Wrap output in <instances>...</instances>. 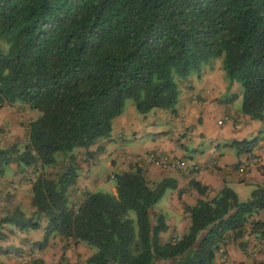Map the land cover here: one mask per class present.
<instances>
[{
  "label": "trees",
  "instance_id": "trees-1",
  "mask_svg": "<svg viewBox=\"0 0 264 264\" xmlns=\"http://www.w3.org/2000/svg\"><path fill=\"white\" fill-rule=\"evenodd\" d=\"M0 41V109L20 103L38 113L22 151L0 148V175L12 162L21 172L36 170L31 206L46 227L34 246L42 249L54 236L84 243L95 250L87 264H214L230 240L244 249L247 225L264 238V219L251 221L264 210V188L240 202L224 186L184 205L186 233L164 244L159 236L168 226L152 208L176 188L173 180L149 185L132 166L113 175L116 196L84 193L73 204L70 194L78 179L75 150L108 138L129 100L141 116L174 113L178 81L211 59H222L229 85H241V113L263 121L264 0H0ZM257 145L258 138L229 144L237 155ZM59 159L60 172L48 177L44 169ZM190 185L205 195V187ZM23 220L14 209L0 226ZM25 226L36 230L39 223L28 219Z\"/></svg>",
  "mask_w": 264,
  "mask_h": 264
},
{
  "label": "crops",
  "instance_id": "crops-1",
  "mask_svg": "<svg viewBox=\"0 0 264 264\" xmlns=\"http://www.w3.org/2000/svg\"><path fill=\"white\" fill-rule=\"evenodd\" d=\"M234 86V83L229 85L225 82L219 72H213L209 68L200 69L197 74L193 73L179 82V96L174 113L153 110L141 116L133 105L128 116L125 106L123 113L113 119L108 138L98 139L88 149L74 151L78 179L70 191L73 204L78 203L84 193L98 192L104 183L113 181L114 174L129 171L132 166L141 168L149 185L164 179L173 180L176 188L166 192L174 214L164 217L168 230L159 236L160 243L164 244L186 233L190 221L184 214V205L193 206L198 199H211L224 186L232 190L230 187L234 180L240 184L253 182L257 188H264V120L254 121L241 112L234 111V102H220L235 95ZM253 138H258V145L249 154L237 155L229 146L233 141ZM188 146L192 148L191 153L188 152ZM129 155L153 159L144 158L137 163H128L125 157ZM160 157L170 161H190L196 165L197 170L194 172L170 166L161 167L156 162ZM100 163L110 169L108 176L97 177V166ZM243 167L245 169L241 172ZM25 175L24 171L17 173V177L21 179ZM192 180L206 188L204 196L191 187ZM27 184L29 185L23 188L28 191L29 205H20L19 201V205H13L25 217L22 225L1 224L0 264H21L26 254L32 257L30 263L34 259L42 260L43 264L87 263L95 250L84 243H74L54 236L44 248L34 246V243L43 239L46 219L34 216L31 184ZM108 190L110 195H117L115 182ZM152 210L154 215H163L161 211ZM28 219L32 222L39 221V228L31 230L26 227ZM258 219H264V210L251 217V221ZM36 233L39 234V239ZM241 241L245 245L244 249L230 240L223 247L226 260L222 259L223 255L217 254L214 264H264V238L251 234L247 225Z\"/></svg>",
  "mask_w": 264,
  "mask_h": 264
},
{
  "label": "rangeland",
  "instance_id": "rangeland-1",
  "mask_svg": "<svg viewBox=\"0 0 264 264\" xmlns=\"http://www.w3.org/2000/svg\"><path fill=\"white\" fill-rule=\"evenodd\" d=\"M0 47L5 50V43L0 41ZM207 68H209L213 72H219V74L222 75L223 80L229 83L225 76V73L222 70L221 58L211 59L207 64L201 67V69ZM194 74H197V72H194ZM180 81L181 80H179L178 82ZM234 84L235 86L233 88V91L237 96V100L234 101L233 107L234 111L241 112L243 89L240 84ZM125 106V112L129 116V110L133 107L132 101H127L125 103ZM37 115L38 113L36 111L30 110L28 106L20 103L11 106H5L4 108L0 109V148L9 149L11 147H14L16 151H22L24 145L27 142V126L37 117ZM187 148L188 152L191 153L192 148L190 146H188ZM61 161L62 160L59 159L57 165L45 168V174H47L48 177L55 178L56 175L60 172V166L62 165ZM97 170H99V174L97 175V177L108 176L110 174V169L107 168L103 163H100L97 166ZM19 172L21 171L17 168L16 163L12 162L8 167L4 168V173L0 175V220L14 210L13 205H29V194L27 193V189L23 187L28 186L29 184H27V182H31L35 178L36 170L34 168L25 169L24 172L26 173V175L23 176L22 179L21 177H17V173ZM112 185H114V181L109 180V182L104 183L103 187H100V189H98L97 191L110 195L108 189ZM230 188H232V190L236 192L237 198L240 202L247 201L251 197L252 192L257 189L255 183L253 182L240 184L239 182H237V180H234V183ZM168 196L169 194L168 192H166L164 196L159 200V202L152 208L154 210L161 211L164 217H169L170 215L174 214L171 211L172 205L168 200ZM17 197H19V200ZM129 217L134 220L135 214L133 212H129ZM37 222L39 223V221ZM0 229L3 228L0 226ZM35 235L39 239V234L36 233ZM25 257L26 258L22 259L21 264L30 263V259H32V257L27 254Z\"/></svg>",
  "mask_w": 264,
  "mask_h": 264
},
{
  "label": "built area",
  "instance_id": "built-area-1",
  "mask_svg": "<svg viewBox=\"0 0 264 264\" xmlns=\"http://www.w3.org/2000/svg\"><path fill=\"white\" fill-rule=\"evenodd\" d=\"M144 158H150L151 160L153 159V157H147L145 156ZM144 158H140V157H135V156H126L125 160L129 163H137V161H141ZM157 164L161 167L164 166H170V167H174V168H178V169H186V170H190V171H195L197 170V167L194 163L190 162V161H185V160H168L167 158H163L160 157L156 160ZM245 169V167H243L240 171L243 172ZM219 254L223 255L222 259L225 261L226 257L223 254V249L219 250ZM79 264H87V263H79Z\"/></svg>",
  "mask_w": 264,
  "mask_h": 264
}]
</instances>
